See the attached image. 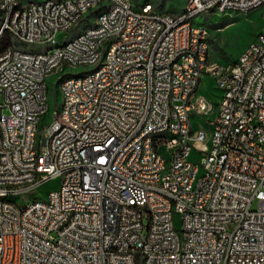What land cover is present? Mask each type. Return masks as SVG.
Listing matches in <instances>:
<instances>
[{"label": "built area", "instance_id": "2783aa9c", "mask_svg": "<svg viewBox=\"0 0 264 264\" xmlns=\"http://www.w3.org/2000/svg\"><path fill=\"white\" fill-rule=\"evenodd\" d=\"M16 2L0 4L10 42L0 50V264H264V28L225 78L208 30L192 23L264 0H188L177 15L131 0H35L6 14ZM106 4L113 13L92 32L56 47L59 32ZM63 62L92 69L87 81L69 76L65 114L43 125L46 73ZM204 75L221 95L207 121L216 141L197 149L188 136L206 133L191 118L212 114L200 105ZM193 150L207 163L195 164ZM55 180L49 198L21 209ZM176 216L182 238L172 234Z\"/></svg>", "mask_w": 264, "mask_h": 264}, {"label": "rangeland", "instance_id": "374dc122", "mask_svg": "<svg viewBox=\"0 0 264 264\" xmlns=\"http://www.w3.org/2000/svg\"><path fill=\"white\" fill-rule=\"evenodd\" d=\"M19 4L24 5L29 1L35 0H17ZM43 1V0H36ZM135 5H140L142 3H149L155 8V11L160 14H174L177 15L182 12L184 6L188 0H131ZM264 13V6L260 9L251 10L247 13L239 12H227V13H212L206 17H197L195 19V24H201L206 27L209 36V43L211 49V59L216 60L215 63L221 64H231L234 63L240 54L256 39V36L260 28H264V19L262 15ZM97 16L92 17L90 22L87 19H83L78 27L69 33L59 32L55 41L57 46H63L66 43H71L77 39L89 26L96 23ZM1 29V25H0ZM56 48H50L53 51ZM48 46H39V52H47ZM92 68L83 67H63L61 66L59 70L54 71L50 76L46 78V104L48 106L47 114L44 117L43 125L48 124L52 119V114L54 111L59 110L62 102L63 95L62 90L59 85L60 79L65 75H77L91 70ZM198 95L200 98L211 103L210 113L204 118L202 117H192L191 123L194 127L199 129L201 126L206 133V138L209 139L212 132H210V126L207 121H212L215 113L218 112L219 97L221 95L220 90L216 87V83L213 77L204 75L201 79L200 85L198 87ZM41 125V124H40ZM207 148V144H204L199 149ZM190 159L197 162V156L195 153L191 154ZM59 182L58 180L50 181L42 185L35 196L34 199L38 197H46L50 190L56 189ZM176 224L178 225L179 217L176 216Z\"/></svg>", "mask_w": 264, "mask_h": 264}, {"label": "bare ground", "instance_id": "6f19581e", "mask_svg": "<svg viewBox=\"0 0 264 264\" xmlns=\"http://www.w3.org/2000/svg\"><path fill=\"white\" fill-rule=\"evenodd\" d=\"M1 4V0H0ZM149 7H153L152 5H149ZM28 9V4L21 5L18 3V1L14 4H12V7H6V14H13V12H26ZM155 9V8H154ZM113 13V4H106L105 7H99L96 10H93L90 13V20L92 17L97 16L96 23H99L106 15H111ZM199 16H192V23L195 24V19ZM81 21H77L76 25L71 28L70 32L74 30ZM93 31V25L89 26L77 39H75L71 43H66L63 46L59 47H67L69 45H73L74 43L81 40L83 34L85 32H92ZM4 33V26L1 25L0 29V37ZM57 46V42H56ZM206 49H210V43L209 38H206ZM47 52H39L38 55H46ZM50 55H57V48L53 49V51H50ZM212 60V59H211ZM221 64V63H216ZM225 68V78H233L234 77V63L231 64H223ZM83 67V68H89V63H70V62H63V67ZM61 66H55L53 68H50L46 73V78L50 76L54 71L59 70ZM88 80V71L78 74V81H87ZM46 81V79H45ZM44 81V99H46V83ZM69 83V76L65 75L63 78L60 79L59 85L62 90L63 95V88L66 87ZM207 101L200 98V105H207ZM47 105V104H46ZM212 106V105H210ZM48 111V106L46 108V114ZM191 113H198V106H191ZM56 114H65V97L63 95V102L59 110H56L52 114V118H55ZM60 125H67V117H60ZM153 137L154 138H160L162 141H173L175 139V131L174 130H153ZM216 141V132H212L209 139L206 138V135L204 138H195V136H188V143H194V147L199 149L204 144H207V147H212ZM193 153H195V156H197V162L195 164H203L207 163V154H200V150H193ZM204 177V170L203 167H195L194 172V179H202ZM252 194H259V187H252ZM33 196L35 195H29L26 199H23L21 201V209H30L32 208L36 203L39 202L38 199H34ZM50 192L46 195L44 198H49ZM0 202H4V195H0ZM172 234L175 238H182V231L180 228V225H172Z\"/></svg>", "mask_w": 264, "mask_h": 264}, {"label": "trees", "instance_id": "16d2710c", "mask_svg": "<svg viewBox=\"0 0 264 264\" xmlns=\"http://www.w3.org/2000/svg\"><path fill=\"white\" fill-rule=\"evenodd\" d=\"M2 36H1L2 39L0 41V50L6 49L7 47L10 46L8 34L7 33H3Z\"/></svg>", "mask_w": 264, "mask_h": 264}, {"label": "crops", "instance_id": "0c3cea01", "mask_svg": "<svg viewBox=\"0 0 264 264\" xmlns=\"http://www.w3.org/2000/svg\"><path fill=\"white\" fill-rule=\"evenodd\" d=\"M29 2H31V1H29ZM27 4H28V2H27ZM24 5H26V4H24ZM185 7V6H184ZM170 15H174V14H170ZM209 36H210V33H209ZM210 57H211V49H210ZM216 61V60H215ZM202 99V98H201Z\"/></svg>", "mask_w": 264, "mask_h": 264}]
</instances>
